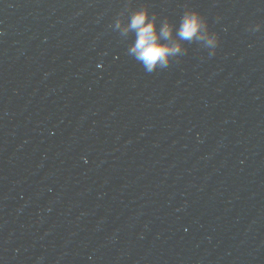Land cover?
Segmentation results:
<instances>
[{
  "label": "water",
  "instance_id": "obj_1",
  "mask_svg": "<svg viewBox=\"0 0 264 264\" xmlns=\"http://www.w3.org/2000/svg\"><path fill=\"white\" fill-rule=\"evenodd\" d=\"M144 7L181 44L152 72ZM262 220L264 0H0V264H168Z\"/></svg>",
  "mask_w": 264,
  "mask_h": 264
},
{
  "label": "clouds",
  "instance_id": "obj_2",
  "mask_svg": "<svg viewBox=\"0 0 264 264\" xmlns=\"http://www.w3.org/2000/svg\"><path fill=\"white\" fill-rule=\"evenodd\" d=\"M206 21L201 14L193 9L186 10L179 22L177 35L181 40L204 39ZM120 27V24H117ZM174 25L167 20L160 26L157 32L155 15L149 14L147 7L137 9L132 13L130 22L124 27V32L134 30L135 43L129 49V54L142 63L146 71L152 72L157 65L167 67L168 57L175 55L181 50L180 43H160V38L170 39ZM215 37L207 39L212 44Z\"/></svg>",
  "mask_w": 264,
  "mask_h": 264
}]
</instances>
